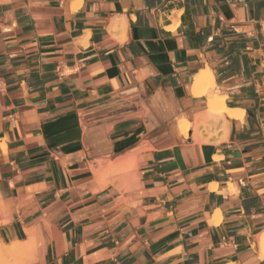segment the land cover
I'll list each match as a JSON object with an SVG mask.
<instances>
[{"label":"crops","instance_id":"0c3cea01","mask_svg":"<svg viewBox=\"0 0 264 264\" xmlns=\"http://www.w3.org/2000/svg\"><path fill=\"white\" fill-rule=\"evenodd\" d=\"M263 29L264 0H0V243L32 233L30 264H264ZM206 68L243 110L217 143L177 125L204 114ZM100 161L134 172L102 185Z\"/></svg>","mask_w":264,"mask_h":264},{"label":"bare ground","instance_id":"6f19581e","mask_svg":"<svg viewBox=\"0 0 264 264\" xmlns=\"http://www.w3.org/2000/svg\"><path fill=\"white\" fill-rule=\"evenodd\" d=\"M214 85V77L210 69L206 68L205 70H202L197 75H195L192 88L193 94H209V99L204 114H202V116H199L194 124L185 119H179L177 125L180 134L184 138L191 137L193 141L200 143H217L219 140L217 138V135H212L215 136L214 138L212 136L208 137L204 131L205 127L209 126L207 120L212 119V124L217 126L218 131H223L222 134L226 135L228 123L227 118L233 116H242L243 110H232L226 107L224 96L211 94V90L213 89ZM189 130L192 131L191 134L189 133ZM215 157L217 158V156ZM134 168L135 164L133 162L122 161L105 166L103 162L100 161L99 168L94 169L93 172L97 180H99L102 185H106L107 183L114 181V178L109 175H115L117 173L119 174L123 172L132 173L134 172ZM29 233L30 232H28V234ZM31 234L27 235L26 239L23 241L16 240L8 244L0 243V264L32 263L35 259V241L34 235ZM256 240L257 242L255 244V248L257 249L258 256L260 259L264 260V231L257 236Z\"/></svg>","mask_w":264,"mask_h":264},{"label":"rangeland","instance_id":"374dc122","mask_svg":"<svg viewBox=\"0 0 264 264\" xmlns=\"http://www.w3.org/2000/svg\"><path fill=\"white\" fill-rule=\"evenodd\" d=\"M216 128H217V126H216ZM204 131H205V133H206V135L208 137L214 135L215 133H219V132H222L223 133V131H218V128H217L216 132L213 131V130L210 131L209 127H205V130Z\"/></svg>","mask_w":264,"mask_h":264},{"label":"built area","instance_id":"2783aa9c","mask_svg":"<svg viewBox=\"0 0 264 264\" xmlns=\"http://www.w3.org/2000/svg\"><path fill=\"white\" fill-rule=\"evenodd\" d=\"M263 38H264V29H263Z\"/></svg>","mask_w":264,"mask_h":264}]
</instances>
